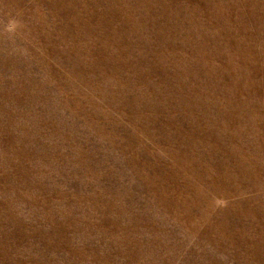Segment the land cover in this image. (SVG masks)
Returning <instances> with one entry per match:
<instances>
[{"label": "rangeland", "instance_id": "374dc122", "mask_svg": "<svg viewBox=\"0 0 264 264\" xmlns=\"http://www.w3.org/2000/svg\"><path fill=\"white\" fill-rule=\"evenodd\" d=\"M0 264H264V0H0Z\"/></svg>", "mask_w": 264, "mask_h": 264}]
</instances>
